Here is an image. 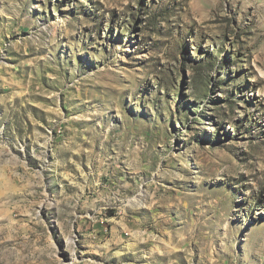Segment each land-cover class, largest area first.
Instances as JSON below:
<instances>
[{
  "label": "rangeland",
  "instance_id": "obj_1",
  "mask_svg": "<svg viewBox=\"0 0 264 264\" xmlns=\"http://www.w3.org/2000/svg\"><path fill=\"white\" fill-rule=\"evenodd\" d=\"M0 264H264V0H0Z\"/></svg>",
  "mask_w": 264,
  "mask_h": 264
}]
</instances>
